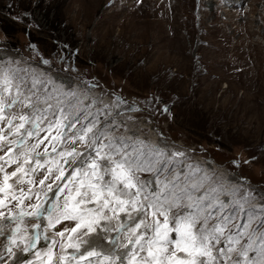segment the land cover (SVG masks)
<instances>
[{
    "label": "rangeland",
    "instance_id": "obj_1",
    "mask_svg": "<svg viewBox=\"0 0 264 264\" xmlns=\"http://www.w3.org/2000/svg\"><path fill=\"white\" fill-rule=\"evenodd\" d=\"M4 69L19 70L41 101L51 93L49 120L63 108L69 120L79 116L77 128L94 120V131L117 144L142 141L145 151L164 150L167 168L159 178L179 175L182 187L202 183L194 195L208 193L209 201L222 203L231 233H247L238 248L253 232H264V0H0ZM33 79L40 81L35 88ZM136 175L155 189L156 173ZM14 187L32 197L24 200L25 211H32L37 194L40 200L53 195L38 183ZM15 204L9 208L18 213ZM118 223L90 238L97 250L115 254L108 241L118 235ZM72 226L48 228L43 217L25 216L11 245L16 223L0 221V264H47L51 241L61 239L55 233ZM37 232L36 247L25 253L20 237ZM120 242H126L122 234ZM53 250V264H60L59 243Z\"/></svg>",
    "mask_w": 264,
    "mask_h": 264
},
{
    "label": "snow or ice",
    "instance_id": "obj_2",
    "mask_svg": "<svg viewBox=\"0 0 264 264\" xmlns=\"http://www.w3.org/2000/svg\"><path fill=\"white\" fill-rule=\"evenodd\" d=\"M18 71L0 70V209H8L7 214L0 210V221L16 223L8 237L11 245L17 244L23 218L34 216L47 220L48 228L63 222L73 225L55 233L61 239L51 241L45 253L47 264H53L57 243L62 250L60 264H264V232L258 236L253 232L248 243L238 248L247 233H231L232 217L223 214L222 203L209 201L208 193L194 195L202 183L182 187L179 175L171 180L159 178L167 168L164 150L145 151L142 141L127 144L121 139L117 144L105 132L94 131V120L77 128L79 116L69 120L63 108L58 109V118L49 120L51 93L41 101L26 88L25 77L18 76ZM38 83L33 79L32 88ZM37 103L47 107L41 109ZM17 108L19 111H14ZM65 142L73 146L58 149ZM77 144L84 150L75 147ZM38 172L42 178L36 181ZM138 172L156 173L155 189L151 182L140 181ZM50 178L52 183H46ZM37 183L53 195L40 200L37 194V203L28 206L32 211H25L23 202L32 197L14 185ZM11 201L16 202L18 213L9 208ZM114 219L119 221L113 229L118 235L108 242L115 254H104L90 238L109 231L105 225ZM121 234L126 242H120ZM40 238L38 232L26 240L20 237L23 251L35 248ZM43 239L49 238L44 235ZM67 249L74 251L68 253ZM6 250L14 255L11 246ZM118 250H123L122 254ZM35 255L39 257L40 252Z\"/></svg>",
    "mask_w": 264,
    "mask_h": 264
},
{
    "label": "trees",
    "instance_id": "obj_3",
    "mask_svg": "<svg viewBox=\"0 0 264 264\" xmlns=\"http://www.w3.org/2000/svg\"><path fill=\"white\" fill-rule=\"evenodd\" d=\"M2 31H3V33H5V35H8L7 30H2Z\"/></svg>",
    "mask_w": 264,
    "mask_h": 264
}]
</instances>
